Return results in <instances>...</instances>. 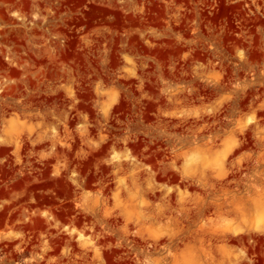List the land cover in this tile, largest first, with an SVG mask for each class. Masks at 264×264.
<instances>
[{
    "label": "clouds",
    "instance_id": "obj_1",
    "mask_svg": "<svg viewBox=\"0 0 264 264\" xmlns=\"http://www.w3.org/2000/svg\"><path fill=\"white\" fill-rule=\"evenodd\" d=\"M0 264H264V0H0Z\"/></svg>",
    "mask_w": 264,
    "mask_h": 264
}]
</instances>
